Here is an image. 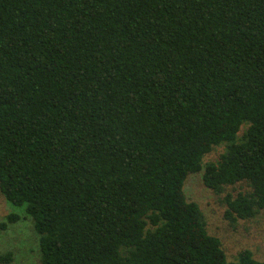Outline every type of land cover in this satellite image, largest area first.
Returning <instances> with one entry per match:
<instances>
[{
    "label": "trees",
    "instance_id": "1",
    "mask_svg": "<svg viewBox=\"0 0 264 264\" xmlns=\"http://www.w3.org/2000/svg\"><path fill=\"white\" fill-rule=\"evenodd\" d=\"M202 170L251 188L228 219L264 208V0H0V190L36 264H264L208 232Z\"/></svg>",
    "mask_w": 264,
    "mask_h": 264
},
{
    "label": "rangeland",
    "instance_id": "2",
    "mask_svg": "<svg viewBox=\"0 0 264 264\" xmlns=\"http://www.w3.org/2000/svg\"><path fill=\"white\" fill-rule=\"evenodd\" d=\"M246 128L243 125L241 132ZM222 143L213 148L203 158V164L216 161L225 151ZM251 188L246 181L224 186L221 192L207 187L203 180V170L188 175L184 183V192L200 205L210 234L219 237L230 261L236 260L243 249H249L255 258L264 260V208L254 217L239 218L232 221L225 216L228 208L226 195H237ZM13 211L0 190V254L13 253V260L0 264H36L40 259L38 235L30 217L23 216L14 223H7L6 216ZM18 212V211H16ZM21 213V212H20ZM6 222L2 227L1 223Z\"/></svg>",
    "mask_w": 264,
    "mask_h": 264
}]
</instances>
